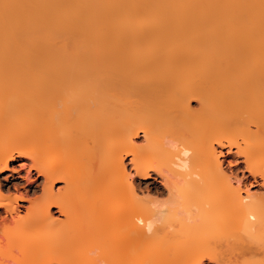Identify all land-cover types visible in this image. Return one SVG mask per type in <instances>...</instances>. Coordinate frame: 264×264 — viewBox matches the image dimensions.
I'll use <instances>...</instances> for the list:
<instances>
[{"label": "bare ground", "instance_id": "6f19581e", "mask_svg": "<svg viewBox=\"0 0 264 264\" xmlns=\"http://www.w3.org/2000/svg\"><path fill=\"white\" fill-rule=\"evenodd\" d=\"M250 186L264 0H0V264H264Z\"/></svg>", "mask_w": 264, "mask_h": 264}, {"label": "rangeland", "instance_id": "374dc122", "mask_svg": "<svg viewBox=\"0 0 264 264\" xmlns=\"http://www.w3.org/2000/svg\"><path fill=\"white\" fill-rule=\"evenodd\" d=\"M196 104V102L194 101L193 102V105H195ZM142 137H140L138 140V142H141L142 141V139H141ZM141 140V141H140ZM143 142V141H142ZM141 142V143H142ZM223 158H224V156H223ZM227 158V156H225V159ZM228 158H230V157H228ZM51 159V158H50ZM53 160V159H52ZM128 160H129V158H128ZM52 162H54V161H52ZM24 163V164H23ZM55 163V162H54ZM10 164H11V166H13L15 169H17L16 170V172H14V175H13V178H11L10 180V182H8V181H3L2 180V184H4V185H6V188H8V187H10V191H8L9 192V194L10 193H12V194H20L21 192V194H24L25 195V193L28 191V196L30 197V198H32V197H35L36 195H38V194H41V192H42V181H43V177H40L38 180H36L37 179V174L35 173V171H32V173L30 174V177L28 178V170L30 169V166H29V164H30V160L29 159H26L25 157H18V156H16V159L14 160V161H11L10 162ZM21 165H23V167H21ZM10 173V171H6L3 175H2V178H3V176L5 175V174H7V173ZM28 175V176H27ZM36 181H35V180ZM151 181H152V179H150ZM60 185H63L62 183H57V185H56V189H57V187H59ZM153 186L154 187H159V183H154L153 184ZM151 187H152V185H151ZM250 188V191L253 193H259V192H264V189L263 188H261V187H259V186H250L249 187ZM246 188H244L243 190H245ZM242 194H244L245 195V191H243L242 192ZM20 204L22 205H26L27 204V202H21L20 201ZM21 209H23L22 207H20ZM88 208V207H87ZM86 208V209H87ZM55 210H56V208H54L53 209V211H54V216L55 217H60V218H62L63 220H64V216H62V215H60L58 212H55ZM0 214H3V211L0 209ZM37 232H33V234H36ZM66 238V237H65ZM67 239V238H66ZM70 239L72 240V238L70 237ZM69 239V240H70ZM77 240V238L75 237V238H73V240ZM70 240V244H73L72 243V241ZM66 242H68V241H66ZM74 242V241H73ZM68 244H69V242H68ZM79 245H81L82 246V244H79ZM2 248L0 249V258L2 257V255H3V252H2ZM76 252V251H75ZM74 253V252H73ZM78 253V252H77ZM76 255V257H74ZM78 254H74V258H76L77 259V257H79V256H77ZM71 259L70 258V262H73V260H74V262H75V260L76 259ZM93 261H95V260H92V262L91 263H87V264H94L93 263ZM210 264H213V263H210Z\"/></svg>", "mask_w": 264, "mask_h": 264}, {"label": "snow or ice", "instance_id": "6c2138e0", "mask_svg": "<svg viewBox=\"0 0 264 264\" xmlns=\"http://www.w3.org/2000/svg\"><path fill=\"white\" fill-rule=\"evenodd\" d=\"M185 154H187V153H185ZM21 167H23V165H21Z\"/></svg>", "mask_w": 264, "mask_h": 264}]
</instances>
